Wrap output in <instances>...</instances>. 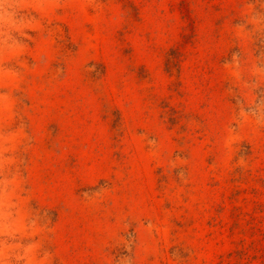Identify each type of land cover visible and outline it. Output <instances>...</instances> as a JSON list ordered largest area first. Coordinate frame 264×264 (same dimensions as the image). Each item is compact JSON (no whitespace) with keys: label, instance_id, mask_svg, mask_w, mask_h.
Here are the masks:
<instances>
[{"label":"rangeland","instance_id":"374dc122","mask_svg":"<svg viewBox=\"0 0 264 264\" xmlns=\"http://www.w3.org/2000/svg\"><path fill=\"white\" fill-rule=\"evenodd\" d=\"M0 264H264V0H0Z\"/></svg>","mask_w":264,"mask_h":264},{"label":"trees","instance_id":"16d2710c","mask_svg":"<svg viewBox=\"0 0 264 264\" xmlns=\"http://www.w3.org/2000/svg\"><path fill=\"white\" fill-rule=\"evenodd\" d=\"M166 63H167V65H168V64H169V65L174 64V63H175V58H173V59L167 58Z\"/></svg>","mask_w":264,"mask_h":264}]
</instances>
